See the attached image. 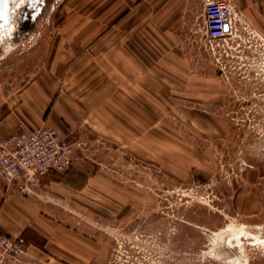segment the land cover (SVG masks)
<instances>
[{"label":"rangeland","instance_id":"374dc122","mask_svg":"<svg viewBox=\"0 0 264 264\" xmlns=\"http://www.w3.org/2000/svg\"><path fill=\"white\" fill-rule=\"evenodd\" d=\"M229 1L236 34L206 39L201 66L186 54L166 84L129 85L126 54L105 75L73 72L96 93L74 157L103 190L61 223L97 241L86 264H264V0ZM19 2L0 34V107L37 76L63 78L97 12L96 0Z\"/></svg>","mask_w":264,"mask_h":264},{"label":"crops","instance_id":"0c3cea01","mask_svg":"<svg viewBox=\"0 0 264 264\" xmlns=\"http://www.w3.org/2000/svg\"><path fill=\"white\" fill-rule=\"evenodd\" d=\"M204 1L96 0L95 18H86V24H81L79 42L84 49L79 59L69 65L63 78L37 76L14 101L6 102L5 107L2 104L0 138L13 133L22 120L31 128L54 127L74 149L89 125L83 100L92 99L96 93H84L82 87L78 91L74 86L87 80L73 76V72L95 68L97 74L105 75V69L120 68V54H126L127 82L134 88L166 84L168 70L182 69L188 60L186 54H197L191 58L199 68L206 47ZM99 79L95 84L102 86ZM86 164L85 159L74 157L73 151L65 172L45 174L30 193L22 190L20 180L9 183L0 176V232L25 238L23 259L41 264L98 260L97 248L93 250L97 241L89 243L73 226L61 223L65 209L79 211L84 202L95 201L94 193L103 190L95 182L98 174L83 167Z\"/></svg>","mask_w":264,"mask_h":264},{"label":"built area","instance_id":"2783aa9c","mask_svg":"<svg viewBox=\"0 0 264 264\" xmlns=\"http://www.w3.org/2000/svg\"><path fill=\"white\" fill-rule=\"evenodd\" d=\"M234 17L229 0L204 1L203 27L209 46L213 38L233 29ZM72 152V145L54 127L31 128L20 120L13 133L0 138V176L9 183L20 180L22 190L30 193L45 174L66 171L71 164ZM25 249L23 236L0 232V264H26L20 263Z\"/></svg>","mask_w":264,"mask_h":264},{"label":"water","instance_id":"95a60500","mask_svg":"<svg viewBox=\"0 0 264 264\" xmlns=\"http://www.w3.org/2000/svg\"><path fill=\"white\" fill-rule=\"evenodd\" d=\"M15 0H0V30L8 22L9 8Z\"/></svg>","mask_w":264,"mask_h":264},{"label":"flooded vegetation","instance_id":"af4514ba","mask_svg":"<svg viewBox=\"0 0 264 264\" xmlns=\"http://www.w3.org/2000/svg\"><path fill=\"white\" fill-rule=\"evenodd\" d=\"M237 29H232V30H227L226 33L223 36L217 37V38H213L212 39V44L213 47H215V44L219 43V41H225L227 42L228 40H231L232 37L236 34ZM212 47V49H213ZM214 56H215V52L213 51Z\"/></svg>","mask_w":264,"mask_h":264},{"label":"bare ground","instance_id":"6f19581e","mask_svg":"<svg viewBox=\"0 0 264 264\" xmlns=\"http://www.w3.org/2000/svg\"><path fill=\"white\" fill-rule=\"evenodd\" d=\"M15 1H16V3H15ZM12 4H11V6H10V8H9V16H11V14H12V7H13V5H14V3H15V5H17L18 3H20L19 2V0H15ZM9 22H10V20L7 22V24H5L4 26H3V28L0 30V34H3V32H5V31H10V30H12L11 29V27H12V25H13V23H11V24H9ZM2 31V32H1ZM5 34H6V32H5ZM240 241V240H239Z\"/></svg>","mask_w":264,"mask_h":264}]
</instances>
